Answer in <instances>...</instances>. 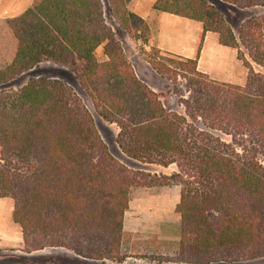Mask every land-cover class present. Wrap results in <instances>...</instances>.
<instances>
[{
    "label": "trees",
    "instance_id": "16d2710c",
    "mask_svg": "<svg viewBox=\"0 0 264 264\" xmlns=\"http://www.w3.org/2000/svg\"><path fill=\"white\" fill-rule=\"evenodd\" d=\"M222 1L264 6V0ZM109 4L125 30L148 45L145 21L121 9L120 0ZM152 8L201 22L203 34L217 33L247 69L244 84L199 71L198 53L186 58L152 47V69L185 80L179 113L135 74L104 24L101 0H39L8 20L16 48L0 67V198L13 200L12 220L27 252L51 246L89 259L115 257L130 190L177 185L180 250L194 252V263L264 256V14L244 20L236 37L206 0H156ZM101 45L107 59L99 62ZM48 59L73 67L96 113L118 127L122 152L174 164L176 171L145 173L114 158L66 81L32 76L17 90L8 85Z\"/></svg>",
    "mask_w": 264,
    "mask_h": 264
},
{
    "label": "rangeland",
    "instance_id": "374dc122",
    "mask_svg": "<svg viewBox=\"0 0 264 264\" xmlns=\"http://www.w3.org/2000/svg\"><path fill=\"white\" fill-rule=\"evenodd\" d=\"M208 1L209 0H206L207 3H209ZM101 2L104 24L109 28L110 33L112 34V39L122 47V50L135 74L152 90L160 94V100L167 109L183 113L184 108L181 102L188 96L185 88V80L182 77H177L172 81L166 77L159 76L152 69L150 63L148 62V56H153L150 49L155 46L150 45L149 43L148 45H145L141 39L133 38L132 33H128L123 25L119 22V15L115 13V10L114 12L112 11L109 0H101ZM132 4L133 0H124L123 2L120 0L119 7L128 12H133ZM261 7L264 8V6ZM221 14L233 31L234 35L238 37L239 29L244 20L248 18H259L263 16L264 13L250 15V17L244 19L243 21H241L240 17L234 14H228L226 16H224L223 13ZM10 19L0 20V67H4L11 61V53L13 52L14 44L16 43V40L12 34V30L8 25V20ZM138 33L140 32L138 31ZM148 35L149 30L147 33V39ZM242 50L246 53L244 49ZM145 51L150 53H145ZM234 51L236 53L235 49ZM160 56H164V54ZM95 57L99 62L107 59L102 45L95 50ZM76 64L80 65L79 62ZM252 65L256 71H262V67L259 65L255 63H252ZM32 76L57 78L66 81L74 89L75 93L80 97L82 102L91 113L94 125L101 139L107 145L111 155L127 167L133 170H140L145 173L158 175H170L176 171L174 164H170L169 166H161L158 164L144 163L130 158L124 152H122L115 141L118 127L114 123L105 121L96 113L88 91L81 87L76 78L75 71L70 64L56 63L49 59L43 60L37 66L9 81L8 85H10L14 90H17L27 81L28 78ZM160 78L165 79V86H161L162 81ZM195 124L202 128L199 121L195 122ZM150 192L158 194L161 198L159 199L160 201L163 200V197L167 198L168 202L165 204L161 202V204L158 205L168 209L169 211L167 212L164 211L165 209H161L163 212V217H160V219L153 218V213H151V211H144V213L141 214L138 213V215L141 216V220L143 222L142 225H147V227L141 229L139 232L140 236L138 237L143 238L142 242L144 244L143 246L145 247V249L140 253H129V248L128 250H121L122 242L129 240L123 237L124 233H122L119 250L117 253L118 255L112 258L78 259V257H76L72 251L67 250L66 248L51 246L39 249L37 251L33 250L35 252L32 253L31 251H28V253L30 252V255H25L22 254V252L16 250L17 248L8 247L6 249H0V264H151V261H157L158 264H201L198 262L194 263V261L197 259V256L194 252L191 250H180L181 221L176 211L175 213H171L173 210V202L178 198L179 195V187L177 185H155L132 188L129 195V201H132V206L129 207L128 202V207L125 210V212L128 211L127 215L131 217L135 216L134 212L137 210V208H139L138 205L140 203L143 202V205H146V203H151L144 202L147 201L149 197H153L150 195ZM131 224L132 219H127L126 226L130 228ZM261 225L264 226V221L261 222ZM151 231L154 233L157 232L158 235L151 236ZM150 242L158 244L159 250L146 249L148 248L147 245H149ZM20 249L27 251L25 245H23ZM121 257L122 259H119ZM210 264H264V256L243 259L237 262H214Z\"/></svg>",
    "mask_w": 264,
    "mask_h": 264
},
{
    "label": "crops",
    "instance_id": "0c3cea01",
    "mask_svg": "<svg viewBox=\"0 0 264 264\" xmlns=\"http://www.w3.org/2000/svg\"><path fill=\"white\" fill-rule=\"evenodd\" d=\"M38 0H0V20H7L22 14L28 8L32 7ZM156 0H133V13L142 18L149 26L148 43L161 49L181 57L194 58L197 56V69L206 73L211 79L227 82L236 85H243L246 80L247 69L242 64L241 60L237 58V52L234 48L224 46L219 43L218 34L211 31H206L203 34L202 23L186 17H181L172 13L157 11L152 8ZM224 16L234 14L240 17L241 21L250 17V15H258L264 13V8L261 6H253L247 8H237L234 5L224 2L222 0H209ZM224 10V12H223ZM240 15V16H239ZM15 43V42H14ZM16 43L14 44V54ZM199 48V52H198ZM161 86H165V79L160 78ZM147 201L151 202L140 203L139 208L134 212L135 216H129L128 211L124 214L123 219V233L128 241H123L121 250H128L129 253H140L145 247L139 232L141 229L147 227L142 225L141 216L138 213L144 211H151L153 218L160 219L163 217L164 211H169L166 208L160 207L158 204L168 202L167 198L161 199L158 194L150 192ZM156 200V201H155ZM178 198L173 202V210L175 213V205ZM13 200L11 198H0V249L17 248L16 250L22 254L30 255V252L23 251L20 248L23 244V235L21 227L12 220ZM132 206V201H129V207ZM131 218L132 224L130 228L126 226V220ZM151 236L158 235L157 232H150ZM124 239V238H123ZM148 250L157 249L159 245L150 242L147 245ZM68 250V249H67ZM37 251V250H36ZM35 252V251H31ZM74 253V252H73ZM75 254V253H74ZM78 259H85L84 257L75 254ZM128 258V257H127ZM157 261H151V264H156ZM53 264V263H52ZM158 264V262H157ZM161 264V263H159Z\"/></svg>",
    "mask_w": 264,
    "mask_h": 264
}]
</instances>
